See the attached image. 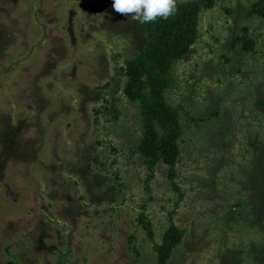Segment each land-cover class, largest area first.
<instances>
[{"label": "rangeland", "instance_id": "rangeland-1", "mask_svg": "<svg viewBox=\"0 0 264 264\" xmlns=\"http://www.w3.org/2000/svg\"><path fill=\"white\" fill-rule=\"evenodd\" d=\"M256 1L203 9L173 67L175 188L137 152L139 104L123 91L141 23L111 0H0V264H158L171 221L184 234L168 264H264Z\"/></svg>", "mask_w": 264, "mask_h": 264}, {"label": "trees", "instance_id": "trees-1", "mask_svg": "<svg viewBox=\"0 0 264 264\" xmlns=\"http://www.w3.org/2000/svg\"><path fill=\"white\" fill-rule=\"evenodd\" d=\"M215 0H177V12L168 19L141 24L144 44L126 63L125 96L138 102L143 134L137 152L150 168L162 162L168 166V178L175 188L180 138L183 135L180 110L170 104L166 90L174 81L173 67L199 36L200 13L212 8ZM253 13L264 17V0H257ZM139 223L154 240L151 221L144 214ZM184 231L172 221L160 243L155 244L158 264H168Z\"/></svg>", "mask_w": 264, "mask_h": 264}, {"label": "clouds", "instance_id": "clouds-1", "mask_svg": "<svg viewBox=\"0 0 264 264\" xmlns=\"http://www.w3.org/2000/svg\"><path fill=\"white\" fill-rule=\"evenodd\" d=\"M112 9L146 24L157 18L168 19L177 12V0H111Z\"/></svg>", "mask_w": 264, "mask_h": 264}]
</instances>
